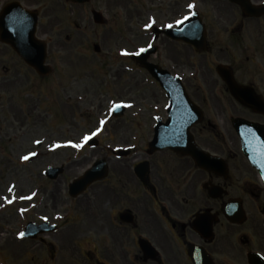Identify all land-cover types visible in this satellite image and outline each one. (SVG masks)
Wrapping results in <instances>:
<instances>
[{"label":"flooded vegetation","instance_id":"af4514ba","mask_svg":"<svg viewBox=\"0 0 264 264\" xmlns=\"http://www.w3.org/2000/svg\"><path fill=\"white\" fill-rule=\"evenodd\" d=\"M46 1L0 0V15L4 11L3 24L13 27L15 40L20 15L25 18L28 10L29 20L22 22L23 28L34 25L37 39H45L62 51L70 38L54 39L57 18L48 13ZM205 1L195 0V9L204 25L207 48L196 51L188 45L202 55L199 66L194 65L188 73L184 64L170 57L167 66L157 61L159 51L167 45L175 46L172 49L187 45L165 35L153 36L160 46L156 60L151 61L182 77L198 118L190 131L199 146L221 155L224 164L204 169L192 157L168 148L150 153V140L144 141L140 151L131 147L124 157L117 153L121 143L108 148L99 143L98 158L107 162L105 177L83 195L68 196L66 202L59 199L62 190L57 187L51 194V209L46 203L41 212H37L39 205L34 207L35 223L56 224L52 233L39 234L35 239L22 236L21 241L41 247L39 264H45L42 247L56 264H252L251 254L264 257V186L259 172L241 150L234 125V119H243L264 133V14L250 16L229 0H213L216 7L208 12L203 9ZM250 1L264 5V0ZM59 2L71 9L75 4L70 0ZM219 66L232 84L243 87V102L219 75ZM40 79L0 37V86L34 84ZM155 105L157 109L151 112L156 115L149 114L145 128L150 137L158 119L165 122L168 118V96L163 94ZM228 204L239 221L228 218ZM22 215L21 233L28 221L24 212Z\"/></svg>","mask_w":264,"mask_h":264},{"label":"rangeland","instance_id":"374dc122","mask_svg":"<svg viewBox=\"0 0 264 264\" xmlns=\"http://www.w3.org/2000/svg\"><path fill=\"white\" fill-rule=\"evenodd\" d=\"M176 1L181 4H174ZM193 1L92 0L83 6L73 5L72 9L64 8L59 0L46 1L48 13L57 18L54 39L65 41L68 35L70 43L62 51L49 45L47 62L53 68L50 76L34 84L0 86V264H39L41 247L19 239L23 226L19 210L24 196L34 197L27 207L36 202L37 212L43 210L44 203L52 208L51 194L57 187L62 190L59 199L66 202L68 183L83 174L100 154L97 147H80L89 134L98 130L99 141L106 148L125 142L143 148L149 136L145 129L149 114L162 91L144 68L126 57L125 51L137 52L151 42L145 36L150 21L173 24L190 12ZM214 3L206 0L203 9L210 12L216 7ZM92 9L103 13L106 24L93 22ZM148 10H152L149 15ZM94 43L100 45L99 53L94 51ZM173 47L167 45L160 50L157 61L167 66L170 57L184 64L188 73L203 61L202 55L188 45ZM119 100L129 105L124 116L116 118L111 107ZM69 142L73 145L55 148L58 143ZM36 151L38 159L23 161ZM86 156L89 159L82 161ZM60 164L66 168L59 179L45 177L48 166ZM43 249V263L56 264Z\"/></svg>","mask_w":264,"mask_h":264},{"label":"water","instance_id":"95a60500","mask_svg":"<svg viewBox=\"0 0 264 264\" xmlns=\"http://www.w3.org/2000/svg\"><path fill=\"white\" fill-rule=\"evenodd\" d=\"M80 2H83L85 0H78ZM235 2H239L243 8V10L246 13H249L250 15H261L264 13V6H256L253 5L249 0H232ZM95 16V21L98 23L103 22L102 15L98 12H93ZM200 25V22L197 17L191 18L190 20L186 21L181 25V29H172L169 34L173 38L176 39H182L192 45L195 46L196 49L200 50L202 48H205L204 44V36L202 33L201 40L198 37V29ZM180 31V33H176ZM7 39H11L10 34L7 35ZM17 50L22 54V56L26 59V61L36 68V70L42 74L47 75L51 72V68L47 65H45V59H46V45L44 42L38 46V49L36 48L35 51H31L28 49L27 43L24 45L22 43L17 44ZM95 50L99 51L100 47L98 45H95ZM151 50H145L141 55L135 56L134 59H136L141 65H143L145 68L149 69L153 75L160 80L162 86L168 90V93L171 94V104L170 110L173 111L170 115L171 121L168 122L166 125H159L156 128V134L154 140L151 142V145L153 146V150L157 148H164L169 147L173 150L193 156L197 163L203 167L210 168V166H217L216 159H219V157H213L206 151L202 150L193 140V136L189 132V128L192 125V122H194V119L191 121H188L189 118L186 116H180L174 112V110L177 109L176 106H178V96H175V91L170 89V87L173 86V83H177L175 80L179 81L178 78L173 79L171 82H167L168 78H170V74L168 71L161 69L159 66L152 65L148 63L147 58L149 56ZM221 72V75L223 78L229 83L233 95L243 102L242 99V92L243 87L238 86L237 84H232L230 78L228 75L223 72L221 69H219ZM182 91L181 94H183L187 100H189L188 96L185 93V90L183 86H181ZM190 101V100H189ZM188 101V102H189ZM123 112V107L117 106L115 109L116 116H120ZM191 118V117H190ZM234 125L237 129V132L241 138L242 145H243V151L250 160L251 164L259 170L261 175L264 179V133L261 130V128L254 124H249L248 122L240 119H236L234 121ZM59 171L51 170L50 176H56V174ZM107 173V167L105 162H102L98 160L95 162L93 167L87 171L83 176L77 178L70 184V193L73 196H77L81 194L93 181L100 179L102 176H104ZM234 219H237V217L233 216ZM33 224H29L27 227V230L29 233H27V236H34L36 234L33 230L36 228V226L33 228ZM253 264H264V262H261L255 258L252 260Z\"/></svg>","mask_w":264,"mask_h":264},{"label":"snow or ice","instance_id":"6c2138e0","mask_svg":"<svg viewBox=\"0 0 264 264\" xmlns=\"http://www.w3.org/2000/svg\"><path fill=\"white\" fill-rule=\"evenodd\" d=\"M189 7H194V5H189ZM20 235H21V237H22V236H23V233H21Z\"/></svg>","mask_w":264,"mask_h":264}]
</instances>
